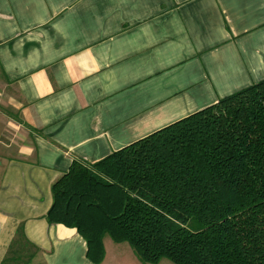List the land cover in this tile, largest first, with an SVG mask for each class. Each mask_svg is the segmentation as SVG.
<instances>
[{
  "label": "crops",
  "instance_id": "1",
  "mask_svg": "<svg viewBox=\"0 0 264 264\" xmlns=\"http://www.w3.org/2000/svg\"><path fill=\"white\" fill-rule=\"evenodd\" d=\"M0 74L17 92L0 105V264L20 225L28 264H94L46 221L52 183L263 79L264 0H0ZM102 242L98 264H141Z\"/></svg>",
  "mask_w": 264,
  "mask_h": 264
},
{
  "label": "trees",
  "instance_id": "2",
  "mask_svg": "<svg viewBox=\"0 0 264 264\" xmlns=\"http://www.w3.org/2000/svg\"><path fill=\"white\" fill-rule=\"evenodd\" d=\"M51 194L46 221L74 227L94 264L105 235L146 264H264V78L98 160L72 161ZM37 250L20 225L1 264H28Z\"/></svg>",
  "mask_w": 264,
  "mask_h": 264
},
{
  "label": "rangeland",
  "instance_id": "3",
  "mask_svg": "<svg viewBox=\"0 0 264 264\" xmlns=\"http://www.w3.org/2000/svg\"><path fill=\"white\" fill-rule=\"evenodd\" d=\"M17 99V92L14 87L8 84L0 74V105L9 109L11 105L9 103ZM135 253V252H134ZM140 261V260H139ZM141 264H146L140 261ZM21 264V263H20ZM157 264H174L170 260L163 258Z\"/></svg>",
  "mask_w": 264,
  "mask_h": 264
}]
</instances>
